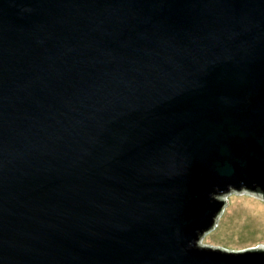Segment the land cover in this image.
I'll list each match as a JSON object with an SVG mask.
<instances>
[{"label":"water","instance_id":"obj_1","mask_svg":"<svg viewBox=\"0 0 264 264\" xmlns=\"http://www.w3.org/2000/svg\"><path fill=\"white\" fill-rule=\"evenodd\" d=\"M264 201V0H0V264H264L203 244Z\"/></svg>","mask_w":264,"mask_h":264},{"label":"rangeland","instance_id":"obj_2","mask_svg":"<svg viewBox=\"0 0 264 264\" xmlns=\"http://www.w3.org/2000/svg\"><path fill=\"white\" fill-rule=\"evenodd\" d=\"M261 208L264 210V201L253 196L228 195L227 205L216 226L202 237L201 242L232 249L264 245V211H260Z\"/></svg>","mask_w":264,"mask_h":264},{"label":"bare ground","instance_id":"obj_3","mask_svg":"<svg viewBox=\"0 0 264 264\" xmlns=\"http://www.w3.org/2000/svg\"><path fill=\"white\" fill-rule=\"evenodd\" d=\"M229 200V199H228ZM249 206H251V205H249ZM260 211H264V210H262V208H261V210Z\"/></svg>","mask_w":264,"mask_h":264}]
</instances>
